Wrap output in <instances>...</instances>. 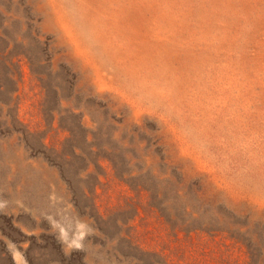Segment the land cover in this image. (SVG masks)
<instances>
[{
    "label": "rangeland",
    "instance_id": "1",
    "mask_svg": "<svg viewBox=\"0 0 264 264\" xmlns=\"http://www.w3.org/2000/svg\"><path fill=\"white\" fill-rule=\"evenodd\" d=\"M0 264H264V0H0Z\"/></svg>",
    "mask_w": 264,
    "mask_h": 264
}]
</instances>
